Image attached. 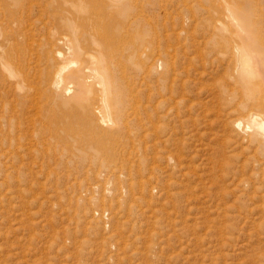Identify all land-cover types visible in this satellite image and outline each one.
Instances as JSON below:
<instances>
[{"label":"rangeland","instance_id":"374dc122","mask_svg":"<svg viewBox=\"0 0 264 264\" xmlns=\"http://www.w3.org/2000/svg\"><path fill=\"white\" fill-rule=\"evenodd\" d=\"M121 1L100 0V10L117 16ZM238 2L137 0L128 16L136 29L124 42L140 39L145 69L134 61L125 67L123 86L132 90L122 111L112 101L103 108L94 87L87 104L94 130L75 120L48 132L34 108L22 120L29 119L21 145L11 148L0 137V264H264V168L252 159L262 150L249 138L263 140L250 127L255 107L243 111L231 87L241 72L235 45L259 16L244 23ZM56 33L64 76L90 54V65L99 60L84 45L87 54L78 55L73 31ZM57 93L71 97L64 85ZM234 119L243 134L232 128Z\"/></svg>","mask_w":264,"mask_h":264},{"label":"bare ground","instance_id":"6f19581e","mask_svg":"<svg viewBox=\"0 0 264 264\" xmlns=\"http://www.w3.org/2000/svg\"><path fill=\"white\" fill-rule=\"evenodd\" d=\"M99 1L100 0H0V137L3 138L4 143H7L9 147L12 148L16 145H21V140H24L26 135L23 127L29 119L25 122L22 120L25 118L26 112L34 108L43 119L42 122L44 121L47 123V126H43H45L48 132H54L55 129L57 130V123L62 122L67 128H72L76 121H78L83 128L94 130V120L92 121L89 118V110L87 107L88 101L93 98L89 90H92L94 87L97 88L96 91L94 90V95L101 101L103 108L107 109L112 101L115 102L122 111V101H124V99L127 100V96L132 90L126 85L123 86L124 76L122 79V75L125 71V67L129 66L130 61H134L138 64L134 65L135 67L138 66L141 69H145L143 63L139 60L140 55H144V52L140 50V39L138 38V42L133 43L124 42V40H126L124 35H127L131 29H133V31L136 29L132 28L133 21H129L128 16L131 14L132 10H135L137 0H122L120 12L116 14L117 16H108V14L101 12ZM239 1L243 3L241 6L242 10L239 9L241 11L239 15L243 18L244 23L248 22L251 14H257L259 17L253 18H256V21L255 23L254 20L253 23L251 22L253 28L250 34L245 37H240L238 40L239 43L235 45V49L240 57L239 65L241 72L237 77V84L234 82L235 85H231V87L235 86L236 88H234L242 97V103L241 100H239L243 111L246 110L247 112V109L251 105L256 109L255 111L252 108V110H249L248 118L250 127H252L257 134H260L263 142L253 138V136L249 138L251 144H255V141L256 143H260L259 146L262 150L260 153L261 157L257 158L255 156L256 158H252L254 161L251 160L256 163V166L264 168V115L257 112L258 110H264V14L260 9V1ZM104 4H106V2ZM113 13H115V11ZM63 28H67L75 34V41L77 45H79L76 49L78 48L80 50L78 51V55L83 56L87 54L86 51L83 50L84 47H80L84 45L86 50L98 56L97 58H99V60L94 61V65H90V63H92V61L89 60L92 58L91 54L88 57L83 56L86 58L83 59V65L81 64L77 69L68 71L64 76L67 65H57V57H63L64 54L55 47L57 44L56 32L58 29L61 30ZM63 36L59 39H66L69 41ZM223 42H227V40ZM224 44L228 46L227 43ZM211 49L212 48L209 50L211 51ZM66 50L68 52H74L75 49L73 45H66ZM172 60L171 58V62L165 61V71L160 81L161 90L165 89L164 85L167 82L166 79L169 76L170 67L173 65ZM1 68L4 73H2ZM98 69L102 70L103 75L97 73ZM233 69L234 68L230 71ZM232 72L235 71L233 70ZM170 77L173 78V76ZM170 84L168 83V87H170ZM62 85H64L66 94H71V97L67 101L61 100L62 98L60 97L61 99H59L58 97L57 90H59ZM231 87L229 88L231 89ZM232 90H230V93ZM159 92L161 91L159 90ZM163 93L165 94V92ZM146 96H148V94ZM231 97L234 99V96ZM9 98H13V100H8ZM97 98L95 100H97ZM233 102L235 101H232V103ZM7 107L10 108L11 111L9 114L5 115L3 112L7 110ZM235 107L236 106L231 109ZM115 108L117 109V107ZM238 108L239 107H237V110ZM117 111L119 110L117 109ZM121 111L117 113H122ZM233 111L235 112V110ZM121 115H123V113ZM2 121L4 122L3 126H1ZM230 123H233L235 127L232 126L233 129L237 128L243 132L246 131L241 128L242 123L240 120L236 121L234 119V122ZM41 125L42 123L39 127H41ZM233 129L231 130L233 131ZM39 130L36 131L39 132ZM239 132L237 130V134ZM240 134L243 133L241 132ZM248 135L250 136L252 134ZM90 136L91 135L87 136L89 137L87 139L92 145L94 144L97 150H103L109 157L112 156V150L105 146L103 140H98L100 137L94 140ZM6 138L8 140H5ZM39 141L38 139V143ZM250 142H247V144ZM2 143L3 141L0 139V144ZM245 147L247 149L248 146ZM26 149L29 148L26 147ZM251 150H255V148ZM253 153L255 154V151ZM250 154H252V152ZM254 154L252 156H254ZM14 155L19 156V152L16 151ZM19 159L21 160L22 158L19 157ZM258 167H256V169H258ZM263 170L262 172H264ZM259 175L260 174H258V176Z\"/></svg>","mask_w":264,"mask_h":264}]
</instances>
